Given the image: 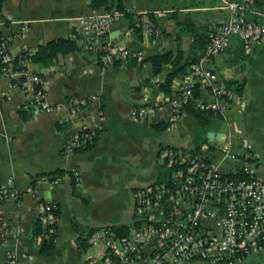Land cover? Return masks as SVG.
<instances>
[{"label":"crops","instance_id":"crops-1","mask_svg":"<svg viewBox=\"0 0 264 264\" xmlns=\"http://www.w3.org/2000/svg\"><path fill=\"white\" fill-rule=\"evenodd\" d=\"M88 1H2L0 32L8 40L9 56L23 49L32 52L56 36L74 38L77 47L45 65L30 60L43 78L49 109L36 110L35 95L23 90L14 76L0 77V190L17 192L16 197L0 198V216L7 227L0 239V264H106L104 241H87L91 227L139 218L134 211L135 191L168 176L162 149L192 145L193 120L186 112L174 114L171 103L177 89L193 79L191 71L174 76L170 91L164 92L159 81L166 67L153 74L149 62L141 59L177 48L183 55H191L192 49L202 53L201 38L229 17L221 0H118L131 11L113 20L102 38L126 53L116 56L118 63L102 65L94 52L85 49L74 18L99 10ZM249 6L245 15L264 25V0H253ZM142 25L155 29L149 32ZM203 64L216 72L221 84L224 78L244 80L240 91L228 92L220 124L208 130L220 132L235 155L245 152L247 163L264 180V35L259 40L232 33ZM199 88L201 99L209 100L205 85L200 83ZM80 98L84 103L66 118L68 108ZM149 102L152 107L142 116L134 114L135 105ZM159 120H167L165 128L152 127ZM80 128L93 134L92 145L64 152V142ZM223 142L207 137L199 153L220 171L234 170L242 161L237 156L221 158ZM56 168L67 171L52 182L47 173ZM72 168L77 193L70 184ZM31 183L33 189H28ZM40 200L58 205L53 245L47 254L40 251L42 234L33 233ZM186 201L187 196H182L177 203L185 206ZM162 208L152 204L148 215L157 219ZM202 221L209 232H219L213 219ZM8 257L13 262H7ZM187 264L205 263L193 258ZM236 264H264V246Z\"/></svg>","mask_w":264,"mask_h":264},{"label":"built area","instance_id":"built-area-1","mask_svg":"<svg viewBox=\"0 0 264 264\" xmlns=\"http://www.w3.org/2000/svg\"><path fill=\"white\" fill-rule=\"evenodd\" d=\"M250 1L221 0V6L228 10L229 17L211 30L203 52L191 71L208 86L211 98L206 101V105L221 115L226 109V90L218 81L216 72L203 63L224 47L232 33H238L244 39L263 38L264 25L245 15ZM130 11L127 8L109 7L89 15L75 16L77 31L85 49L94 52L95 56L98 50H102L100 58L104 63L111 60L113 53L125 54V49H117L115 44L103 39L102 35L113 20ZM1 24H4L3 20H0V26ZM143 28L149 32L155 29L148 25ZM7 43V38L0 32V77L14 76L16 83L23 90L35 95L36 110L49 109L43 78L32 69L26 54L9 56ZM184 87L186 88V85ZM179 101V96L172 98L173 111L177 110ZM83 103L84 98H80L71 105L66 118ZM151 107L152 103L134 106L133 112L142 116ZM78 141L77 133L71 135L64 142L63 151H72ZM220 145L221 158H232L239 154L231 152L224 142ZM161 154L168 155L169 160L186 161L187 171L179 179L174 174L171 186L165 181H157L154 185L147 184L135 191L134 211L148 222H144L129 235L114 237L106 225L98 226L88 233L89 243L100 239L104 241L106 264H133L134 260L138 259L144 260L145 264H161L163 259H167L170 264H187L194 257L201 258L206 264H236L243 256L257 252L264 246V180L256 174L254 167L247 163V160L242 161V176L222 177L215 165L210 162L205 165L198 155L190 156L180 147L164 148ZM196 169H200L198 174L195 173ZM49 179L56 181V178ZM28 189H33L32 183ZM170 189L172 197L167 198V201L172 203L171 208L166 213L162 208V215L152 219L148 215L150 207L152 204L163 206V196ZM16 195L14 189L0 190V198H13ZM182 196H187L185 206L177 203ZM187 206L190 210L188 216L183 218L182 210ZM47 208V205L41 203L38 214H43L44 219L52 220L53 216ZM205 217L215 221L218 233L209 232L202 221ZM6 233V222L0 216V239H3ZM6 260L13 262L12 257Z\"/></svg>","mask_w":264,"mask_h":264},{"label":"trees","instance_id":"trees-1","mask_svg":"<svg viewBox=\"0 0 264 264\" xmlns=\"http://www.w3.org/2000/svg\"><path fill=\"white\" fill-rule=\"evenodd\" d=\"M2 1L0 0V8L2 5ZM253 0L250 1L252 3ZM88 4L92 8L103 9L109 8L112 4H115V8L124 9L123 5L120 1L113 2L109 0H89ZM128 13V12H126ZM141 28V27H140ZM207 37L201 38L202 43L206 41ZM77 47L76 40L72 37L66 36H56L46 40L44 43H39L36 48L29 52L26 49L20 51L17 56L26 54L27 57L33 62L40 63L42 65L47 64L50 60L54 59L58 55H62L67 53L68 51ZM191 55H183V52L180 48H177L175 51L167 50L162 52H156L144 56L141 60H147L151 66V71L153 74L158 73L164 66L166 67V72L163 75V79L159 81V86L164 92L170 91V82L174 76L179 73L184 72L185 70L192 71L194 64L198 61L200 54H195V49H192ZM202 51V49H201ZM102 50L97 51L96 62L102 65L104 62L101 60L100 55ZM116 54L113 53L111 60L114 64L118 63V59L116 58ZM16 57V56H15ZM39 75V74H38ZM193 75V79L186 84V88L181 86L177 89L175 96L180 97L179 104L177 106V110L174 111V114L188 113L192 120L193 125L190 127V131L192 133L191 146H181L180 148L191 155H198V157L203 161L205 165L209 163V159L207 157L201 156L199 153V147L207 141L206 131L208 129H214L217 125L220 124L222 120V115L211 109L206 105V101L201 99L200 88L199 85L204 84V81L198 77L197 75ZM41 76V75H39ZM196 76V77H195ZM219 81V79H218ZM221 83V81H220ZM244 83L243 79H235V78H224L222 79V86L226 90L224 93V99H228V92L240 91L242 85ZM208 89V86L205 85ZM229 88V89H228ZM232 88V89H230ZM187 91L185 92V90ZM234 89V90H233ZM150 103V102H149ZM148 103V104H149ZM145 104L135 105V106H143ZM152 127L160 129L165 128L167 125V120H159L151 124ZM78 142L72 147V151L82 150L90 147L93 142V134L87 128H80L77 132ZM178 147V146H176ZM175 148V147H174ZM240 161L246 160L245 152H241L237 154ZM164 161V173H167V177H161L156 181L149 183L148 185H154L157 181H165L169 186L172 185V176L173 172L177 175V179L181 178L182 175L187 171V162L184 160H169L168 155H163ZM204 168H202L203 170ZM63 171L62 168H56L51 170L47 174L50 175L49 178H59ZM200 169H196L195 173L198 174ZM70 177V184L74 193H77L75 190L76 183V174L72 169L68 170ZM222 177H234V176H242V163L237 165L234 170L230 171H220ZM172 190L163 196V208L166 213L167 210L171 208V202L167 201V198L172 197ZM43 205H47V211L51 212L53 218L52 220L44 219L43 214H38L36 220L34 222L33 233L34 234H42V242L40 251L47 254L49 253L50 247L53 245L55 227H56V216L58 214V205L53 204L52 202H44L40 200ZM190 208L187 206L182 210V217L186 218L188 216ZM144 222H148L147 219L144 218H134L129 223H119V224H102L106 225L111 229L112 235L114 237H121L125 235H129L134 229L141 226ZM101 226V225H99ZM93 230L94 228L91 227ZM81 241V240H80ZM83 242V238H82ZM82 245V243L80 242ZM198 258V257H194ZM201 259V258H200ZM202 260V259H201ZM205 263V262H204ZM161 264H170L167 259H163ZM206 264V263H205Z\"/></svg>","mask_w":264,"mask_h":264},{"label":"water","instance_id":"water-1","mask_svg":"<svg viewBox=\"0 0 264 264\" xmlns=\"http://www.w3.org/2000/svg\"><path fill=\"white\" fill-rule=\"evenodd\" d=\"M206 136L210 137V138H214V139H216L219 142H223V138H222V135H221L220 132L213 131V130H207L206 131ZM48 198H50V196Z\"/></svg>","mask_w":264,"mask_h":264},{"label":"rangeland","instance_id":"rangeland-1","mask_svg":"<svg viewBox=\"0 0 264 264\" xmlns=\"http://www.w3.org/2000/svg\"><path fill=\"white\" fill-rule=\"evenodd\" d=\"M92 247H91V245H90V249H91Z\"/></svg>","mask_w":264,"mask_h":264}]
</instances>
